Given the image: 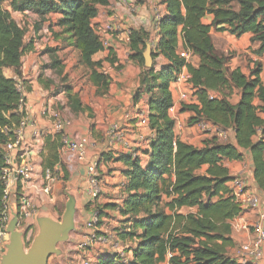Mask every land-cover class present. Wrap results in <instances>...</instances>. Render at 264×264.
Wrapping results in <instances>:
<instances>
[{
    "label": "trees",
    "instance_id": "obj_1",
    "mask_svg": "<svg viewBox=\"0 0 264 264\" xmlns=\"http://www.w3.org/2000/svg\"><path fill=\"white\" fill-rule=\"evenodd\" d=\"M110 0H9L13 12H32L40 18L59 14V25L69 36L72 47L79 52L81 63L91 70V83L107 92L108 76L101 73L102 63L113 66L116 62L109 49L103 61H93V56L104 48L95 34L91 22L99 10ZM165 14L157 25V41L153 60L162 57L165 63L159 70H146L140 77V88L133 95L137 103L147 95L149 128L154 131L150 142L146 165L139 157L120 155L113 158L109 153L101 155L104 161L120 163L125 178V197L119 205L105 208L118 213L123 219L121 226L128 231L119 234L124 242L133 243L129 248L130 260L117 254L103 255L97 264H237L226 255L233 247L230 238V222L243 210L229 195L228 184L232 180L224 161L241 162L242 152H247L252 162V176L256 188L264 194V85L260 82V65L249 76L239 69L230 71L227 58L216 54L210 29L227 32L239 38L250 34L251 43H258L257 55L264 53V0H161ZM212 15L210 26L201 24L205 15ZM25 31L11 18L10 12L0 5V174L3 168V146L13 139V130L25 116L19 109L24 102L18 83L7 78L3 71L21 66L25 48ZM183 51L199 58L194 68L178 56V39ZM147 34L131 30L129 48L132 60L143 65L142 54L147 45ZM185 68L189 75L192 96L196 103L181 104L179 113L190 112L188 124L201 120L234 134V145L208 141L202 148H194L179 141L174 133L175 123L167 111L172 106L170 86L176 75ZM16 75V74H15ZM238 91L239 101L232 105L222 94ZM218 94L208 99L207 93ZM104 93V94H105ZM257 99L261 106H254ZM55 164H45V169L58 166L57 151L62 148L61 135L54 134L45 140ZM62 180H68L66 169L60 166ZM206 167L203 174L198 171ZM173 178V181L169 180ZM3 186L0 181V212ZM163 197L168 200L166 203ZM168 209L170 213H166ZM189 209L193 212L181 213ZM100 216V215H99ZM128 240V241H126Z\"/></svg>",
    "mask_w": 264,
    "mask_h": 264
},
{
    "label": "crops",
    "instance_id": "obj_2",
    "mask_svg": "<svg viewBox=\"0 0 264 264\" xmlns=\"http://www.w3.org/2000/svg\"><path fill=\"white\" fill-rule=\"evenodd\" d=\"M121 4H117L115 0H110L109 4L105 7L100 8L98 16L91 22V26L98 36L102 46L104 48L103 52H100L93 56V61H103L108 53L109 49L112 51L115 57V64L110 67L111 73L109 74V85L108 92L105 96L100 98V103H102V108L97 107L95 111H98V118L96 119V125L101 131H105L106 125L116 124L123 132V141L117 143L113 146L111 151H107L104 139L100 141L90 138L88 133V123L92 125V121H86L83 128L76 130L71 124H66L63 129V135L67 136L69 139H77L81 137L87 138L90 143L95 144V146H89L86 152V162L75 163L73 168L67 170V173H71L70 177L68 174V180L66 183L70 186L76 187V197L78 202V210L76 217V222L78 224L79 231L75 233V241H79L80 236L83 234H90L91 231L84 228V224L91 220L94 213H98L99 223L103 222L101 214L117 216L118 222L123 219L111 209H104L106 204L119 205L121 200L125 197L124 185L126 183L125 178L121 175L122 165L120 163L114 162V160L104 161L101 158L103 154H110L113 158L120 155H132L139 157L141 164L146 165L148 157L145 152L149 150L150 142H139L137 136L135 135L137 131V119L139 116L147 117L148 107H147V95H143L137 103H133V95L140 88V69L134 64L132 60V52L129 48V34L131 30L142 29L147 34V45H150L151 50L154 51V47L157 41L156 32L154 30L153 17L154 12L159 11L163 16L165 14V6L161 4V0H121ZM212 15H205L201 19V24L204 26H210L212 22ZM116 21L119 25V29L112 33H107L105 31V26ZM218 28L210 29V37L215 49L216 54L223 55L228 51L233 49L237 52V55L227 61L226 67L230 71L239 69L241 73L245 76H249L251 71L254 70L255 64L260 65L259 79L262 85H264V53L262 55H257L256 51L259 47L258 43H251L250 34H245L239 38L229 35L227 32L218 31ZM227 43V45H226ZM182 40L179 36L178 48L179 52L183 51ZM188 58L185 60L192 67L196 68L199 65V58L197 56L191 55L188 52ZM242 54V55H241ZM241 55V56H240ZM165 63L162 57H158L156 60L155 70L158 71L160 66ZM103 67L110 66L107 62L102 63ZM184 73H187L186 69H183ZM188 74V73H187ZM10 79V76L8 77ZM14 80V79H13ZM33 89V96L31 97L28 93H22L25 99V116L30 121L31 125H28L22 132V138L30 144L31 151V164L32 173L30 179L23 184L16 183L14 188L17 191H22L30 202L45 204L48 200V196L42 195L40 193L42 181V173L45 169L46 161H42L38 157L40 151V146L42 142L53 135H44V133H49L52 129L50 122L46 119H41L43 114L42 105L45 98V93H35V87ZM182 90L179 84H172L170 86V91L172 95L173 104L180 108V103L178 102L179 92ZM34 97V98H33ZM43 97V100H41ZM239 101L238 91H233L229 98V102L232 105L237 104ZM253 105L258 107L261 106L259 100L255 99ZM192 113L184 112L179 113L178 118L181 123L179 129L174 128V133L178 137L179 141L183 144L192 146L194 148H202L205 143L212 140L214 137L208 133H202L197 129L196 126H190L187 121H189ZM264 119V115H261ZM107 126V127H108ZM144 131V130H143ZM99 133L96 132V135ZM220 142L219 140H217ZM229 142L234 145V134L229 132ZM243 160L241 162H229L224 161L223 166L228 170V175L231 178L241 176L243 177L247 189L254 194L263 195L259 191L254 183L252 172V162L247 152H242ZM88 162H95L98 165V171L101 173L99 176L101 195L96 201V203L91 202L88 195V182L86 176L85 166ZM206 167H202L199 170V174H203ZM202 172V173H201ZM169 180L173 181L171 177ZM61 182V181H59ZM59 183H57L58 185ZM54 185L50 193L51 196H55L57 191ZM22 188V189H21ZM164 203L168 200L166 197L162 198ZM193 212V210L183 209L181 213L185 214L187 212ZM165 212L170 213L168 209ZM258 211H243V213L230 222L231 234L230 238L233 242V247L227 249V257L234 260L239 264V247L242 244L248 243L252 239V235L248 232L240 231L238 225L243 223H253L257 218ZM35 219V218H34ZM117 226V222L112 224ZM101 227L96 230L100 233ZM131 245V242H128ZM128 246V245H127ZM127 251H128V247ZM101 250L96 246H93L87 253L91 264L93 261L103 255H109L108 252L100 254ZM125 253V252H124ZM121 253V259L128 261L131 258V252ZM77 258L74 259L73 264L78 259L79 255L76 253ZM78 255V256H77ZM125 255V256H123ZM257 264H264V245L260 250L259 257L257 258Z\"/></svg>",
    "mask_w": 264,
    "mask_h": 264
},
{
    "label": "rangeland",
    "instance_id": "obj_3",
    "mask_svg": "<svg viewBox=\"0 0 264 264\" xmlns=\"http://www.w3.org/2000/svg\"><path fill=\"white\" fill-rule=\"evenodd\" d=\"M8 1L0 0V5L4 10L10 12L12 20L25 31L23 44L26 52L22 56L21 66L17 71L5 69L3 74L7 78L10 76L18 83L21 95L22 93H28L32 97V87L38 88L35 89V93H45L46 100L42 105L43 114L41 119H46L51 126L60 121L64 125L65 123L71 124L78 130L83 128V125L88 120L92 121L93 124L88 123L87 136L90 135V138L97 141L104 139V133L108 125H106L104 132L98 129L96 119L99 117V112L95 111V109L97 107L102 108V103H100L99 99L107 94L108 89L105 93L91 83V70L81 63L79 52L72 47L69 36L63 32V28L59 25L61 15L50 14L42 19L32 12L22 14L13 12L8 6ZM227 47L228 51L223 56L230 60L237 55V52L233 49L230 50V46ZM156 60H154L155 64ZM134 64L140 69L139 78L143 76L146 70H149L144 67V63L140 66L134 61ZM110 73L111 70L109 71ZM222 95L229 99L232 93L230 95L229 92L225 91ZM41 100H43V97H41ZM96 132L99 134L96 135ZM61 149L60 146L57 151L58 164L66 169ZM38 157L42 161L48 162L49 165H54L56 162L54 156L46 148L45 141L40 146ZM68 174L70 177L71 173ZM98 174L100 175L101 173L98 171ZM58 183V185L57 183L55 184L57 185L55 196L50 195L51 189L45 204L36 205L33 202L29 203L34 206L33 213L27 221L32 227L29 240L25 239L26 229L24 225L18 224L17 230L24 233L23 242L26 248L38 232L35 216H48L55 221H59L62 216L64 205L67 201L65 191L68 188V183L62 180V174L61 182ZM109 205L111 204H106L105 207ZM105 207L104 209H107ZM101 216L104 221L97 224L98 227H101L100 235L105 236L109 241L105 245H97V248L101 250L100 254L106 251L109 254L121 256V253H127V248H125L127 245L128 250L134 247L135 243L133 242L135 241H132L131 245H129L128 240H126L128 242H124L119 238V234L128 231V225L121 226L117 216L110 214L105 216L101 214ZM115 222H117V226L112 225ZM76 225L77 233L80 228H78L77 222ZM74 241L75 233H72L68 243L57 247L65 254L59 258L51 256L47 264H73L74 259L77 258L74 254H78V251L74 249L77 242L74 243ZM75 261L74 264H79L80 257ZM95 262L96 260L93 261L94 264Z\"/></svg>",
    "mask_w": 264,
    "mask_h": 264
},
{
    "label": "built area",
    "instance_id": "obj_4",
    "mask_svg": "<svg viewBox=\"0 0 264 264\" xmlns=\"http://www.w3.org/2000/svg\"><path fill=\"white\" fill-rule=\"evenodd\" d=\"M4 2L8 0H2ZM117 4H121V0H115ZM162 17L159 11L154 12L153 24L154 30L157 31L158 21ZM119 29V25L116 21H112L105 26L107 33L115 32ZM187 52H179L178 56L187 60ZM183 69L178 75H176L173 84H179L182 90L178 95V102L180 104H193L196 103L195 97L192 96L193 89L189 84V75L183 72ZM110 66L103 67L101 73L104 76H108ZM208 99L218 98V94L214 92L207 93ZM25 109V102L20 101L19 109ZM167 114L170 119L175 123L176 129H179L181 123L178 118L179 108L174 104L168 109ZM67 123H65L66 125ZM31 125L30 121L24 116L17 127L14 128L13 139L7 141L3 146V168L0 174V181L3 186L2 198H1V212H0V259L4 251V245L8 242V234L6 233V227L8 223V211L10 207L15 208L18 217V224H23L26 229L25 239L29 240L30 231L32 227L27 221L33 213L34 206L30 205V200L22 194V191H17L14 188L16 183L23 184L30 179L32 173L31 164V151L30 144L22 138L21 132ZM60 121L56 122L49 133L44 135H61L62 144V156L63 163L66 170L73 168L75 163L86 162V152L89 146L93 147L95 144L85 138L69 139L63 135V129L65 127ZM199 131L202 133H208L220 142H227L229 138V131L216 127L208 122L201 120L196 125ZM137 131L135 132L139 142H151L154 139L155 133L149 128L147 117L139 116L137 119ZM144 130V131H143ZM123 132L121 128L116 124L108 126L104 133V143L107 151H111L113 146L123 141ZM86 176L88 182V195L91 202L96 203L101 195V186L98 176V165L95 162H88L85 166ZM42 181L40 193L48 196L52 187L61 181L60 167L55 166L52 169H44L42 173ZM22 189V188H21ZM229 195L239 205L243 211H258L257 218L253 223H243L238 225L240 231L248 232L252 235V239L239 247V264H257V258L259 257L260 250L264 245V194H254L247 189L246 183L241 176L232 178L228 184ZM99 222L98 213H94L91 220L84 224L86 230H90V234H83L77 241L74 249L78 251L80 257L79 264H91L87 253L96 245H105L109 239L105 236H101L96 230ZM19 226V225H18ZM126 263V261H124ZM163 264H169L165 261Z\"/></svg>",
    "mask_w": 264,
    "mask_h": 264
},
{
    "label": "water",
    "instance_id": "obj_5",
    "mask_svg": "<svg viewBox=\"0 0 264 264\" xmlns=\"http://www.w3.org/2000/svg\"><path fill=\"white\" fill-rule=\"evenodd\" d=\"M142 57L146 69L154 67L155 61L151 56L150 45H146ZM65 196L67 201L59 221L48 216H35L38 232L27 248L23 242L24 233L17 230V212L15 208H9L6 227L8 242L4 245L0 264H47L51 256L59 258L65 254L57 247L68 243L71 234L77 231L75 222L78 210L76 187L68 185Z\"/></svg>",
    "mask_w": 264,
    "mask_h": 264
}]
</instances>
